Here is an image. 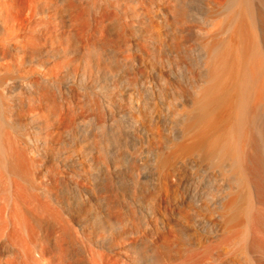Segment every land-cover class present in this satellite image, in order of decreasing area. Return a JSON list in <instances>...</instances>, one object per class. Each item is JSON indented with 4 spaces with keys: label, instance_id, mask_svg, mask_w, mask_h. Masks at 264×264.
<instances>
[{
    "label": "bare ground",
    "instance_id": "6f19581e",
    "mask_svg": "<svg viewBox=\"0 0 264 264\" xmlns=\"http://www.w3.org/2000/svg\"><path fill=\"white\" fill-rule=\"evenodd\" d=\"M0 165L17 264H264V0H0Z\"/></svg>",
    "mask_w": 264,
    "mask_h": 264
},
{
    "label": "rangeland",
    "instance_id": "374dc122",
    "mask_svg": "<svg viewBox=\"0 0 264 264\" xmlns=\"http://www.w3.org/2000/svg\"><path fill=\"white\" fill-rule=\"evenodd\" d=\"M109 35V33H106L105 34V37H108V35ZM104 37V38H105ZM109 37H110V35H109ZM108 37V38H109ZM105 39H107V38H105ZM13 183V181L12 180H10V178H9V175L7 174V172H6V170H5V168L4 167H2L1 165H0V232L2 233V231L4 230V231H8L10 228L13 230V225L14 224H16V219H15V221H14V218L15 217H13V213H14V211H16V210H14V209H17L18 207L16 206V202H15V199H14V190L13 189H15V188H13L14 186V183ZM170 183H172V182H170ZM173 185V186H172ZM172 185L170 186V189L168 190V192L165 190L164 191V197L162 196V203H163V205H165L166 206V208L167 207H169V208H167V209H170V206L169 205H171V204H174V203H177L178 201L179 202H183V197H182V195L181 194H184V192H185V189L183 190V187L181 188V186H176V183L174 184V183H172ZM173 187V188H172ZM172 188V189H171ZM177 188H179V189H177ZM180 188L183 190H180ZM175 189V190H174ZM170 191V192H169ZM173 191H174V193H173ZM166 193V194H165ZM169 194V195H168ZM182 198V199H181ZM165 203H164V202ZM168 201V203H166ZM170 202V203H169ZM174 202V203H173ZM17 207V208H16ZM193 228V229H192ZM57 229H55L54 228V230H52L53 232H52V234H54L53 235V237L55 236L56 238L55 239H58V241L60 242V237H59V232L58 231H56ZM3 231V232H4ZM11 230H9L8 232H10ZM214 231V230H213ZM213 231L211 232V234L210 235H207V237L208 238H210L209 240L212 242V247H210L209 246V248H218V249H216V250H221V249H219V247H221L222 248V252H225V256H223L224 254L221 252V254H223V255H221L220 253H218V252H216V251H214V250H212L213 252H210L211 254H212V256H217V258H218V256H220L221 255V258H223V260L225 261V259H227V260H229V258H230V260L231 259H235V258H237V257H240L241 256V251H240V248H239V246H238V244L236 243V242H233L234 240H232V239H226L225 237H226V234H225V239L227 240V242H226V240L224 239V238H222L223 236L221 235V234H223V232H221V231H219V233H220V235H217V234H219V233H217L216 231L214 232V233H217V234H214L213 235ZM8 232H6V233H8ZM57 232H58V234H57ZM189 232H190V235L193 237H190V235H189V237H190V239H192L193 241H191L190 240V245H191V248H193V247H195L194 245H197V247L198 248H196V249H199L200 248V246L202 247L204 244L203 243H205V240H204V242L203 241H200V239H201V237H204V234H203V231H202V228L200 227V226H196V225H194V226H192V227H189ZM0 233V252H2L3 253V250H4V254H5V256L3 257V263H7V262H9V260L11 259L12 260V262L15 264V262H16V264L17 263H19V260L17 259V257L15 258V256H8V254L6 253V252H8V251H10V252H12V251H18V252H21L22 250H23V248H24V244L23 245H21V242H22V238H19V236H16V234L14 235V237L16 236L17 238H14L13 237V235H12V233H8V234H10L9 235V238H11V239H9L8 238V235H4L3 233L1 234ZM5 233V234H6ZM41 233V232H40ZM38 234L37 236H38V238L40 239V240H43L44 239V237L42 238L41 236H43V233H41V234ZM21 234L22 233H20V237H22L21 236ZM201 234V235H200ZM1 235H3L5 238L3 239V236H1ZM58 235V236H57ZM203 235V236H202ZM216 235H217V237H216ZM42 238H40V237ZM222 236V237H221ZM2 237V238H1ZM58 237V238H57ZM220 237H221V239H220ZM8 240H7V239ZM208 238H207V241H208ZM248 238V237H247ZM218 239H220L219 241H220V243L221 244H223L222 242H224V244L223 245H221L220 243H219V241H218ZM222 239H224V240H222ZM201 240H203V238L201 239ZM229 240V241H228ZM3 241V242H2ZM20 241V242H19ZM209 241V242H210ZM216 241H217V245H213V244H216ZM232 241V242H231ZM9 242V243H8ZM197 242V243H196ZM203 242V243H202ZM209 242H207V244L209 245V244H211V243H209ZM6 243V244H5ZM193 243V244H192ZM198 243H200L199 245H198ZM219 243V244H218ZM233 243V244H232ZM234 243H235V245H234ZM3 244V245H2ZM61 245H63V246H61L62 247V249L63 250H65V252H68V250L70 249V246L68 245V244H66L65 242H63L62 240H61V243H60ZM229 244V245H228ZM66 245H67V247H66ZM180 245H184L183 243H179L178 244V246L180 247ZM193 245V246H192ZM220 245V246H219ZM26 246V245H25ZM186 246H189V245H186ZM216 246V247H215ZM223 246V247H222ZM235 246V247H234ZM64 247V248H63ZM236 247H237V249H236ZM77 248V247H76ZM76 248H74V251H77V250H75ZM184 248H186V247H184ZM184 248H182V250L184 249ZM188 248V247H187ZM190 246H189V250L187 249H184V250H186L185 252L187 253V252H189L190 251ZM233 248V249H232ZM78 249V248H77ZM226 249V250H225ZM231 249V250H230ZM184 250H183V253H184ZM210 250V249H209ZM210 250V251H211ZM200 251H202V250H200ZM239 251V252H238ZM230 254H229V253ZM233 252V253H232ZM9 253V252H8ZM70 253V252H69ZM68 253V254H69ZM214 253V254H213ZM216 253H218V254H216ZM232 253V254H231ZM7 254V255H6ZM179 253H177L176 255H177V257L179 256L178 255ZM180 254L182 255V252H180ZM188 254V256L185 254V256L186 257H189V253H187ZM211 254L209 255V258L210 259H208V261L210 262L213 258L215 259H213L210 263L211 264H213L214 262V264H216L217 262H216V259L217 258H215V257H211ZM236 254H239V255H236ZM10 255V254H9ZM184 255V254H183ZM183 255L182 256H180V258L179 259H177V258H173L172 260H167L166 261V264H183V262H184V264H192L195 260H196V258H193V259H195V260H193V259H191L193 262L191 263L190 262V258L188 259V261H187V258H186V260L185 259H183V258H185V257H183ZM6 256H7V259H6ZM120 256V264H135V263H133V262H131V261H129V259L127 258V257H125V254H120L119 255ZM223 256V257H222ZM68 258H69V255L67 256ZM181 257H183V258H181ZM224 257H225V259H224ZM226 257H228V258H226ZM233 257V258H232ZM17 259V260H15V259ZM175 259H176V261H175ZM181 259H183L182 261V263H181ZM233 259V260H234ZM179 260V261H178ZM187 261V262H185V261ZM199 261H196V264H198V262H200L199 264H201V263H203L204 261H200V259H198ZM226 260V261H227ZM228 261V262H231V261H233V260H231V261ZM5 261H7V262H5ZM170 261V262H169ZM207 261V262H208ZM225 261V262H226ZM168 262V263H167ZM172 262V263H171ZM177 262V263H176ZM228 262H226V263H228ZM10 263H11V261H10ZM209 263V264H210ZM203 264H205V263H203ZM207 264V263H206Z\"/></svg>",
    "mask_w": 264,
    "mask_h": 264
}]
</instances>
